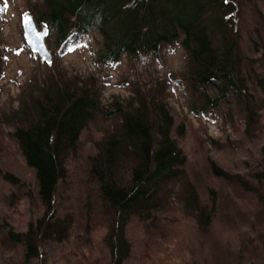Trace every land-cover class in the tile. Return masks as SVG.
<instances>
[{
    "label": "trees",
    "instance_id": "obj_1",
    "mask_svg": "<svg viewBox=\"0 0 264 264\" xmlns=\"http://www.w3.org/2000/svg\"><path fill=\"white\" fill-rule=\"evenodd\" d=\"M42 2L31 15L38 27L48 29L47 44L57 51L54 55L65 52L79 37L96 34L95 62L106 68L125 58L133 62L142 57L157 59L163 50L179 43L189 59L194 114L207 115L224 107L230 112L239 109L247 132L258 122L257 95L264 96V79L242 48L240 26H246L242 14L246 0ZM254 15L258 20L252 34L259 40L254 37L250 42L258 47L263 42L264 13L258 10ZM45 64L48 67L39 73L43 83L28 87L21 95L20 108L5 115V121L15 127L14 139L27 166L35 172L44 208L43 216L31 222L25 233L8 228L7 238L15 243V255L22 264H34L43 258L45 245L63 243L70 237L73 219L59 217V191L67 177L68 159L78 151L82 134L99 117L119 120L116 130L104 138L90 171L95 186L91 216L98 217L101 211L111 222L114 264H124L132 255L125 234L129 221L136 217L153 223L179 184L183 189L177 198L192 212L199 228L213 226L217 204L215 200L212 205L204 203L188 181L186 157L173 139L177 127L168 103L155 95H142L138 106L120 101L109 111L103 108L95 84L59 73L53 63ZM28 91L32 97L26 104ZM212 171L215 177L231 181L216 165ZM255 177L264 183V173ZM6 178L13 186L21 184L15 176Z\"/></svg>",
    "mask_w": 264,
    "mask_h": 264
},
{
    "label": "rangeland",
    "instance_id": "obj_2",
    "mask_svg": "<svg viewBox=\"0 0 264 264\" xmlns=\"http://www.w3.org/2000/svg\"><path fill=\"white\" fill-rule=\"evenodd\" d=\"M42 3L0 2V264H22L15 255V243L7 238L8 228L25 233L29 224L44 214L35 172L27 166L14 139L15 127L5 121V115L20 108L22 93L44 81L39 73L48 66L30 49L23 26L24 17ZM245 4L246 26H240L242 48L264 79V30L258 47L250 42L254 37L259 40L252 27L258 20L254 14L258 10L264 13V0H246ZM261 21L263 26L264 19ZM97 37L81 36L55 55L57 51L50 48L55 69L95 84L103 108L109 111L120 101L138 106L142 95H155L168 103L177 127L173 139L186 157L188 181L204 203L212 205L215 200L217 204L213 226L200 229L192 212L179 202L183 189L179 184L153 223L136 217L129 221L125 234L132 255L124 264H264V183L255 177L264 173V96L257 95L259 119L248 132L245 118L236 108L196 115L189 89V59L181 44L166 48L154 60L125 58L104 68L97 65L93 54ZM31 94L28 91L26 104ZM118 124L119 120L99 117L82 134L78 151L67 161V177L57 204L59 217L73 219L70 237L63 243L45 245L43 258L34 264H114L111 222L101 211L98 217L91 216L95 186L90 171L104 138ZM213 165L231 176V181L215 177ZM7 175L15 176L21 184L13 186Z\"/></svg>",
    "mask_w": 264,
    "mask_h": 264
},
{
    "label": "water",
    "instance_id": "obj_3",
    "mask_svg": "<svg viewBox=\"0 0 264 264\" xmlns=\"http://www.w3.org/2000/svg\"><path fill=\"white\" fill-rule=\"evenodd\" d=\"M23 26L25 39L30 49L38 54L41 60L51 64L53 62V55L46 43L49 36L48 29L46 27L40 29L31 14L24 17Z\"/></svg>",
    "mask_w": 264,
    "mask_h": 264
}]
</instances>
